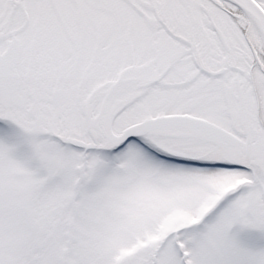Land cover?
Masks as SVG:
<instances>
[{"label": "snow or ice", "instance_id": "1", "mask_svg": "<svg viewBox=\"0 0 264 264\" xmlns=\"http://www.w3.org/2000/svg\"><path fill=\"white\" fill-rule=\"evenodd\" d=\"M0 264H264V0H0Z\"/></svg>", "mask_w": 264, "mask_h": 264}, {"label": "rangeland", "instance_id": "2", "mask_svg": "<svg viewBox=\"0 0 264 264\" xmlns=\"http://www.w3.org/2000/svg\"><path fill=\"white\" fill-rule=\"evenodd\" d=\"M13 128L12 133H0V141H11L14 140L15 143L14 144H18L21 142V134L19 135V130L17 128L14 127H10ZM241 239L248 244H254V245H258V246H264V237L252 233V234H245L241 237Z\"/></svg>", "mask_w": 264, "mask_h": 264}, {"label": "flooded vegetation", "instance_id": "3", "mask_svg": "<svg viewBox=\"0 0 264 264\" xmlns=\"http://www.w3.org/2000/svg\"><path fill=\"white\" fill-rule=\"evenodd\" d=\"M9 124V123H8ZM10 126H13V125H11V124H9ZM14 127V126H13Z\"/></svg>", "mask_w": 264, "mask_h": 264}]
</instances>
